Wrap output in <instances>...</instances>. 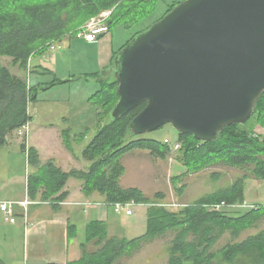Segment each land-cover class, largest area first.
Masks as SVG:
<instances>
[{
  "label": "trees",
  "instance_id": "obj_1",
  "mask_svg": "<svg viewBox=\"0 0 264 264\" xmlns=\"http://www.w3.org/2000/svg\"><path fill=\"white\" fill-rule=\"evenodd\" d=\"M157 2L0 0V152L13 135L22 138L19 130L31 122L30 107L37 102L40 93L68 82L56 78L44 86L30 85L28 71L33 56L44 55L66 37H76L77 32L90 19L104 11H112L107 20L109 31L118 25L130 30L155 13ZM179 4L170 5L164 16ZM152 25L136 32L134 37ZM2 57L10 58L9 66L2 63ZM114 58L105 75H85L100 83V89L89 99L97 107L99 128L84 150V158L90 162L87 171L73 169L66 172L53 159L42 163L39 151L33 146L29 147L25 138L21 142V150L27 155L31 169L27 185L29 201L51 203L56 210V204L64 202L68 197L65 187L69 179L78 178L83 182L85 194L96 192L106 204L134 202L148 207L146 233L139 237L111 236L107 223L96 220L90 222L86 228L85 242L81 244V257L66 264H116L125 255L138 250L142 244L169 232H175V238L169 248L168 264H264V230L242 242L228 244L218 252L213 250L224 232L230 230L236 237L264 218V207L242 208L247 212L237 215L235 211L241 208L234 207L244 204L247 199L249 176L264 180V138L256 132L257 126L264 129V95L246 123L224 128L214 141H199L193 135L180 133L175 143L145 139L142 135L133 134L130 123L145 109L147 103L140 104L118 121L110 117L120 99L117 92L119 83L113 73ZM70 131L63 132L68 149H71ZM130 134L134 138L129 140ZM173 144H179V147L174 150ZM135 150H146L159 158L174 156L177 162L187 168L185 173L174 178L179 182L189 174H197L220 164L247 170L248 174L237 178L225 188L203 196L195 203L172 211L163 202L165 195L160 192L155 194V199H151L139 188L123 187L121 180L126 168L122 158ZM175 189L182 195L185 186L179 184ZM221 203L227 207L219 211L207 209L209 205ZM72 234L77 236V229L69 225V236L72 237ZM0 264L7 263L0 258Z\"/></svg>",
  "mask_w": 264,
  "mask_h": 264
},
{
  "label": "water",
  "instance_id": "obj_2",
  "mask_svg": "<svg viewBox=\"0 0 264 264\" xmlns=\"http://www.w3.org/2000/svg\"><path fill=\"white\" fill-rule=\"evenodd\" d=\"M118 121L142 103L135 136L168 124L214 141L264 95V0H185L114 58Z\"/></svg>",
  "mask_w": 264,
  "mask_h": 264
},
{
  "label": "rangeland",
  "instance_id": "obj_3",
  "mask_svg": "<svg viewBox=\"0 0 264 264\" xmlns=\"http://www.w3.org/2000/svg\"><path fill=\"white\" fill-rule=\"evenodd\" d=\"M184 1L185 0H158L155 13L151 15L148 20H145L144 23L135 25L130 30H127L122 25L114 27L113 32L115 33V42L118 43L124 34L126 40H131L136 32L161 19L170 5ZM97 18L98 16L92 19ZM87 23L83 27H85ZM107 28L109 29L108 25ZM75 39L80 40L81 38L66 37L57 43L58 45H61V49L57 51L61 55L59 61V74L57 77H73L76 79L74 81L76 83H74L72 87H53L40 93L37 102L33 103L30 107L32 120L29 124V139L35 147L38 141L41 143L44 141L42 139V136H44L47 146L52 147L53 143H50L49 138H47L49 134H52L57 136V139L61 143L63 142L66 144L63 132L64 130L70 129L71 149L69 150H71L74 158H78L79 164H85L84 162L87 159L84 158V150L92 141L99 128V126H97V117L94 114V112H97V107L94 105L89 106L91 107L90 110H92V114L88 113L86 115V119H90L86 123L80 122L78 117L81 115L80 113L82 111L85 112L87 110L89 112V107L86 106L83 98L87 95L88 97L92 96L97 92L99 87L97 86L96 89H94L92 85H89L90 83L88 84V82H91L92 80H90L89 77L80 74L83 73L82 68L80 67H82L87 60H85V58H80V54L74 55L70 58L72 53L64 47L65 44H68ZM81 51L82 50H80V52ZM1 61L4 65H10V58L8 57H2ZM10 69H12L14 73L16 72L12 67H10ZM70 69L73 70V73L76 76H69L71 75L68 72ZM53 78V76H50L46 80L50 81ZM83 79L88 80V82H85ZM36 82L37 77L31 75L29 77L30 85H35ZM132 138L134 137H131L130 134L129 140ZM142 138L157 141L167 140L171 143H175L177 142L178 131L174 129L172 125L168 124L156 131L142 135ZM48 153V150L43 149L42 155L40 154V156L46 158L49 156ZM122 162L126 168V172L121 180V183L124 185L123 187L139 188L151 199H155V194L160 192L165 195L163 202L168 206V209L172 211L180 210L186 205L195 203L203 196L225 188L231 185L237 178L244 174H248L247 170L232 168L220 164L197 174H189L186 177H183L179 182L177 179L174 180V178L185 173L187 168L177 162L174 159V156H170L169 158H159L150 155L146 150H135L125 154L122 158ZM30 173L31 169L28 164L27 155L22 152L21 148L17 150H8V148L4 149L1 152L0 158V194L5 195V197L8 198L11 197L10 199H16L21 195L24 196ZM217 174L219 175L216 176ZM249 177L252 178L251 176ZM250 178L247 180L246 198L249 201V204H255L256 206H254L258 208L264 207V180ZM75 180L80 181L78 178H75ZM179 184L180 186H185L182 195L175 189ZM147 208L148 207L133 206L131 208L133 212L132 216L124 217L126 222L132 223L141 220V210H144L145 212ZM235 212L237 215L239 213L242 214L247 212V210L241 208ZM0 215L3 224L6 225L3 213H0ZM145 215L146 214H144V216ZM2 228H0V255L3 256V249L6 245L8 247L10 245V247L14 249L13 254L16 256L17 260L22 259L25 264H32L27 257V241L24 240L23 233L20 232L13 243H6L4 240L5 232L3 231L5 228L3 230ZM145 228L147 229V216ZM146 229L137 231L132 238L145 234ZM262 230H264V218L257 222L256 226L241 232L236 237L233 236L230 230L226 231L219 237L213 250L218 252L226 245L242 242L249 236L255 235ZM174 238L175 232H169L163 237L157 238L149 243H144L138 250L132 252L130 255H125L116 264H168L169 248Z\"/></svg>",
  "mask_w": 264,
  "mask_h": 264
},
{
  "label": "crops",
  "instance_id": "obj_4",
  "mask_svg": "<svg viewBox=\"0 0 264 264\" xmlns=\"http://www.w3.org/2000/svg\"><path fill=\"white\" fill-rule=\"evenodd\" d=\"M124 36L125 34L118 41V43H116L115 33L113 30H111L95 42H87L84 39H75L70 41L68 44H65L64 47L72 53L70 58H72L74 55L80 54V58H85V60H87L86 63L80 67L82 68L83 72L80 74L87 75L100 73L105 75V72L108 71L111 66L115 53L129 41L128 39L127 41L125 39L126 37ZM60 49L61 45L56 44L53 49L51 48V50H49L44 55H35L31 58L28 76L30 77L33 75L37 77V82L35 85L44 86V84H47L56 78L63 81L68 80V82L54 86V88L59 86L72 87V85L76 83L74 82L76 79L73 77H57L59 74V61L61 56L57 51ZM80 50L82 51L80 52ZM68 72L71 74L69 76L74 75L72 69H70ZM50 76H53L54 78L50 81H47L46 79H48ZM85 82H88V80H85ZM91 82H88V84L90 83L89 85H92L94 89H96L97 86L99 87L98 90L100 89V83L98 81L92 80ZM90 97L87 95L83 98V101H85L87 107L92 105L89 102ZM90 108L91 107L88 108L89 112L86 110L85 112L82 111L80 113L81 115L78 117L80 122L86 123L90 120L86 119V115L88 113L92 114V110H90ZM94 114L97 117V112H94ZM256 132L262 135L264 138L263 128L257 126ZM29 137L30 132L27 143H29L28 146H33ZM47 138H49L50 143H53L52 147L47 146L44 136H42L44 141L42 143L38 141L37 145H35V148L38 149L41 155L43 149L49 151L48 157L42 158L40 156L42 163L53 159L56 164L66 172H69L73 169L82 171L88 170L90 162L86 160L84 162L85 164H79L78 158H74L71 150L66 147L65 143H61L57 139V136L49 134ZM21 142L22 138L15 134L9 139L8 144L1 150V152L7 148L8 150H17L21 148ZM251 177L252 178L250 179H255L253 176ZM65 191L68 192V197L60 204L55 203L56 207L58 206L56 210L54 209V205L51 203H37L30 201L31 203L27 207V220H25L23 209L20 207L15 209L16 221L14 223H11L4 218V222L6 223V225H4L0 215V228H5V230L2 228V230L5 232L4 240L6 243H13L20 232H22L24 240L27 241V257L28 260L32 262V264H66L69 261L79 259L82 255L81 244L85 242L87 225L95 220L107 223L109 234L111 236L132 238L135 236L134 233L137 231L146 229V215L144 216V214H147V209L145 212L144 210H141V220L127 223L124 217L132 216L133 212L130 215L126 214L124 209L120 212H117L114 205L106 204L104 199L96 192L91 195L85 194L83 191V182L81 180H75V178L69 179L65 187ZM10 198L0 194V202L23 201L28 198L27 187L24 196L21 195L16 199ZM245 202L249 204L247 199ZM249 205L254 206L255 204ZM136 206L147 207L145 205ZM0 213H3L1 209ZM69 225L76 226L77 236H74L73 234L72 237H70L71 235L69 236ZM3 250V256L0 255V258L3 259L7 264H25L22 259H16V256L13 254L14 249L10 247V245L9 247L6 245Z\"/></svg>",
  "mask_w": 264,
  "mask_h": 264
},
{
  "label": "built area",
  "instance_id": "obj_5",
  "mask_svg": "<svg viewBox=\"0 0 264 264\" xmlns=\"http://www.w3.org/2000/svg\"><path fill=\"white\" fill-rule=\"evenodd\" d=\"M112 11H104L100 16H98L97 19H92L90 22L87 23L85 27H83L81 30H79L76 34L77 38L84 39L87 42H95L99 40L101 36L106 34L109 29L107 28V20L110 17ZM54 46L52 47V49ZM30 124V123H29ZM26 124L22 127V129L19 130V136L22 138L28 139L29 131H30V125ZM179 147V144H173L174 150ZM29 199H25L23 201L14 202V201H4L0 202V209L4 213L5 219L8 220L11 223H14L16 221V215H15V209L17 207H20L23 209L24 212V218L27 220V207L30 205ZM136 206L134 202H130L128 204H115V210L117 212H120L121 210H125L126 214L130 215L132 214V207ZM227 207L225 203L221 204H214L207 206V209L209 211H219L222 208ZM235 208H249L252 207L251 205L247 204L246 202L242 205H234Z\"/></svg>",
  "mask_w": 264,
  "mask_h": 264
}]
</instances>
